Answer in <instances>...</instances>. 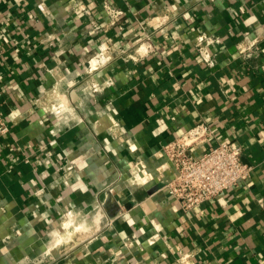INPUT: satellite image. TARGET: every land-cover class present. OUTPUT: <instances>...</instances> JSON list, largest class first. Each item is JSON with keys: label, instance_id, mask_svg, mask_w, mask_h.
<instances>
[{"label": "crops", "instance_id": "obj_1", "mask_svg": "<svg viewBox=\"0 0 264 264\" xmlns=\"http://www.w3.org/2000/svg\"><path fill=\"white\" fill-rule=\"evenodd\" d=\"M202 33L220 37L213 66ZM103 43L111 58L91 70ZM55 85L76 119L44 110ZM0 110V264H264V0H0ZM200 122L216 130L206 148L236 141L253 169L185 212L158 153ZM140 158L146 183L131 181ZM65 218L86 230L57 243Z\"/></svg>", "mask_w": 264, "mask_h": 264}, {"label": "built area", "instance_id": "obj_2", "mask_svg": "<svg viewBox=\"0 0 264 264\" xmlns=\"http://www.w3.org/2000/svg\"><path fill=\"white\" fill-rule=\"evenodd\" d=\"M86 14L91 16V11L88 8H82ZM107 11L110 15L112 24H116L121 19L123 12L115 9L114 7L107 6ZM89 26L96 32L100 31L102 27L92 19ZM196 46L200 53V56L209 65L213 66L216 63L214 56L213 45L220 43V37L202 33L197 37ZM111 46L109 44H101L98 51L88 60V67L98 68L105 62L109 61L111 55L109 54ZM239 52L246 58H250L257 53L259 47L257 46L256 40L244 41L238 45ZM93 58H96L97 64L93 66ZM107 84V83H105ZM104 83L93 84L91 90L86 91V88H82L89 94H94L99 89L104 88ZM53 94L57 100L50 102L49 106L44 107V110L50 114L56 116V123L59 120L69 121L75 118V113L72 108L67 106L63 101V97L60 96L57 86L53 87ZM44 91L41 96L37 99L45 105ZM87 94V93H86ZM65 104L66 108L60 111L61 106ZM112 117V128L118 125V122L114 118L117 113L115 108H107ZM48 119L45 117L42 119V123ZM76 119V118H75ZM111 128V129H112ZM9 131V126L5 121L3 112L0 110V135L5 134ZM215 129L209 126L205 122L197 123L192 126L183 135L174 140L166 143L162 150L158 153L166 158L168 168H173V176L168 180L164 188L168 193L175 199L176 207L182 209L185 212L192 211L198 208L201 204L206 201L212 200L220 195L222 192L233 188L241 181L249 180L251 177L253 167L242 160V145L236 141L224 140L217 145L211 147H205L206 143H209L215 134ZM51 132L56 134L57 129L51 128ZM129 149L131 151L136 150L134 144L130 143ZM203 147V151L200 154L195 152L196 148ZM59 158H56L58 161ZM67 165L66 169L71 170L74 166L72 163L74 160ZM143 174L144 177L141 179L138 175ZM131 181L136 183H146L153 179L152 173L147 169L146 164L140 158L137 159L134 167L130 170ZM159 234L153 235L149 239V243H154L159 239ZM164 257L165 254H163ZM182 264H187L186 255L179 258Z\"/></svg>", "mask_w": 264, "mask_h": 264}, {"label": "bare ground", "instance_id": "obj_3", "mask_svg": "<svg viewBox=\"0 0 264 264\" xmlns=\"http://www.w3.org/2000/svg\"><path fill=\"white\" fill-rule=\"evenodd\" d=\"M92 63H93V66H96V64H97V60H96V58H93V61H92ZM65 108H64V104L61 106V108H60V111H62V110H64ZM133 165V164H132ZM162 166V165H161ZM163 169V168H162ZM138 177H140L141 179L144 177V175L141 173L140 175H138ZM148 210V209H147ZM71 215H72V213H71ZM72 225V219H70V218H67V219H65L64 220V222H63V224H62V229H69L70 228V226ZM99 225V224H98ZM82 227H83V225L81 226H78L77 228H75V230H78V231H81V230H79L80 228L82 229ZM85 229V228H84ZM59 230V229H58ZM56 232V234L59 236V237H63V235H62V232L60 231V232H58V231H55ZM81 232H85V230L83 231H81Z\"/></svg>", "mask_w": 264, "mask_h": 264}, {"label": "rangeland", "instance_id": "obj_4", "mask_svg": "<svg viewBox=\"0 0 264 264\" xmlns=\"http://www.w3.org/2000/svg\"><path fill=\"white\" fill-rule=\"evenodd\" d=\"M64 108H66V105L64 104ZM66 219V218H65ZM64 219V220H65ZM81 224H77V223H74V221L72 220V225L70 226V228L69 229H65L63 232H68V234L69 235H64V234H62L63 235V237L61 238V237H59L58 235H57V239H56V242L57 243H60V242H62L63 240H65V239H68V237L70 236V234H71V231H72V229H73V232L74 231H78V230H75V228H77L78 226H80ZM82 226V225H81ZM85 228V229H84ZM79 230H86V226L85 227H82V229L80 228ZM81 231H78V232H81Z\"/></svg>", "mask_w": 264, "mask_h": 264}]
</instances>
